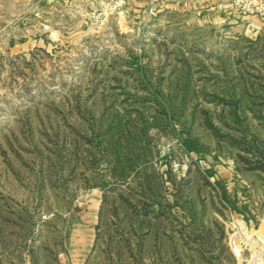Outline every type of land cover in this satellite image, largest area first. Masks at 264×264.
Returning <instances> with one entry per match:
<instances>
[{
    "label": "rangeland",
    "instance_id": "374dc122",
    "mask_svg": "<svg viewBox=\"0 0 264 264\" xmlns=\"http://www.w3.org/2000/svg\"><path fill=\"white\" fill-rule=\"evenodd\" d=\"M0 264H264V0H0Z\"/></svg>",
    "mask_w": 264,
    "mask_h": 264
},
{
    "label": "built area",
    "instance_id": "2783aa9c",
    "mask_svg": "<svg viewBox=\"0 0 264 264\" xmlns=\"http://www.w3.org/2000/svg\"><path fill=\"white\" fill-rule=\"evenodd\" d=\"M232 249H233V252H234L235 255H240L241 254L242 249L240 247H238L237 245L233 244Z\"/></svg>",
    "mask_w": 264,
    "mask_h": 264
}]
</instances>
